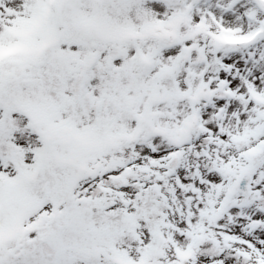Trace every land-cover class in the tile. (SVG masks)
I'll return each instance as SVG.
<instances>
[{"label": "snow or ice", "instance_id": "6c2138e0", "mask_svg": "<svg viewBox=\"0 0 264 264\" xmlns=\"http://www.w3.org/2000/svg\"><path fill=\"white\" fill-rule=\"evenodd\" d=\"M0 264H264V0H0Z\"/></svg>", "mask_w": 264, "mask_h": 264}]
</instances>
